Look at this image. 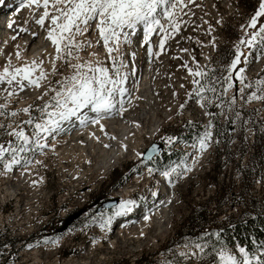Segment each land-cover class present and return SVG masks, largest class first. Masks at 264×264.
Here are the masks:
<instances>
[{
  "label": "rangeland",
  "instance_id": "obj_1",
  "mask_svg": "<svg viewBox=\"0 0 264 264\" xmlns=\"http://www.w3.org/2000/svg\"><path fill=\"white\" fill-rule=\"evenodd\" d=\"M21 1L11 3L10 8L4 0L0 16L16 10ZM185 3L187 6L182 11L176 9L178 31H172L167 19L161 20L171 33L165 39L163 50L160 41L165 33L159 28L147 42L142 26L135 33L128 30L129 43H124L121 36L119 59L127 66L121 69V74L127 76L123 86L128 84L129 89L128 94L117 99H122L123 107L128 108L121 119L128 130L124 137L117 134V140L107 128L109 150L120 152L119 157L106 166L103 175L97 174L94 186L88 185L78 193L68 182L79 181V176L74 180L76 174H87L91 166L61 162L59 153L45 151L42 144L45 141L59 151L66 149L65 152L69 151L79 160L91 153L90 149L99 152V147L90 145L85 138L71 140L80 127L75 118L72 124L63 122L59 131L51 133L37 134L35 124H43L48 119L41 109L46 103H54L52 97L75 71L73 64L100 62L111 74L113 60L103 41L97 43L95 25L75 38L81 44L91 41L92 46L73 48L71 56L64 54L63 59H57L56 46L47 38L51 22L46 21L43 27L36 23L42 10L34 13L31 8L18 14L16 36L0 57V72L9 65L32 66L36 60L44 66V59H32L29 55L37 42L49 59L55 60L57 70L47 74L38 88L26 87L20 91L15 83L0 84V105L4 106L0 108L3 113L0 145L9 149L0 161V264H144L149 260L163 264L168 252H175L183 261L191 258L192 264L199 260L206 263L212 257H202L201 248L189 244L188 240L166 250L170 241L176 242L173 236L177 225L198 208L205 209L208 220L216 223L230 215L239 216L249 198L264 201L263 161L251 177H244L242 172L252 153L253 127L264 131V99H250L253 93L264 96V91H258L255 83L264 79V55L258 49L241 45V63L225 79L229 77L228 68L236 45L241 39L249 38L246 33L257 31L264 24L261 16L255 29L249 27L261 0H194L193 3L185 0ZM5 21L0 17V48L7 37V30L1 28ZM30 30L36 31L37 36L28 41L26 33ZM117 55L112 53V57ZM240 68L244 71L239 72ZM189 69L206 75L193 76ZM82 70L87 71V67ZM237 73L245 78L243 83ZM245 84L251 87L246 88ZM213 88L215 91L209 90ZM120 111L118 104L111 119ZM90 118L94 120L97 116ZM30 119L32 123H27ZM215 120L220 125L231 121L228 134L220 130L225 136L224 144L215 137ZM185 128L189 131L186 143H177L176 138L182 140L181 132ZM20 131L29 137L28 144L14 135ZM205 132L210 137L201 151L199 141ZM153 144L161 147L160 154L151 161L144 160ZM20 147L25 150L12 151ZM177 151L181 157L163 165L164 158ZM13 156L18 163H12ZM5 163L11 164V169H6ZM164 172L169 175H163ZM124 178V184L116 187ZM129 188L134 205L144 211L135 218L129 210L116 214L120 204L126 201L120 192ZM114 200H118L117 206L98 211L102 203ZM156 211L162 213L161 217L156 216ZM76 214L79 216L60 232L65 221ZM143 215L152 216V222L139 232L138 227H144ZM54 230L57 232L53 233ZM223 250L241 258L238 249ZM35 251H38L36 255ZM249 260L250 264H264V249L258 247Z\"/></svg>",
  "mask_w": 264,
  "mask_h": 264
},
{
  "label": "snow or ice",
  "instance_id": "obj_2",
  "mask_svg": "<svg viewBox=\"0 0 264 264\" xmlns=\"http://www.w3.org/2000/svg\"><path fill=\"white\" fill-rule=\"evenodd\" d=\"M188 2L193 3L194 0H188ZM21 6H35L37 9H43L42 14L36 19V23L43 27L46 21L51 22L52 27L48 31L47 38L56 46L57 59H63L64 54L71 56L73 48L79 50L85 46H92L91 41H85L84 44H81L75 38L83 35L95 25V31H97L99 36L97 43L103 41V47L114 63L111 74L110 69L103 66L100 62L96 65L73 64L72 67L75 71L65 79L61 90L56 91V94L52 97L54 103H46L41 109L48 119L43 124H35L36 133L38 134L39 132L51 133L59 131L63 122L71 121L73 118L80 121L82 125L88 123L89 117L84 112L85 109L97 114V119L91 120L92 123H98L102 113L113 112L118 104L120 105V110L123 111L124 101L117 99V97H123L127 92V89L123 87L127 76L121 74V69L125 65L119 59L121 36L124 37V43H129L128 30L131 33H135L137 27L142 26L145 41L147 42L148 37L159 28L160 32L165 33V38L160 41V48L163 50L165 39L171 33L163 27L161 20L167 19L172 31H178L179 24L176 20V9L180 8L182 11L187 4L185 0H22ZM261 16H264V0H261L259 9L249 22V27L255 29L257 18ZM11 26L9 24V27ZM246 35L249 38L247 40L241 39L236 45L234 59L228 68L229 77L225 79H229L232 71L241 63L240 58L243 55L240 52L241 45L246 44L250 49H258L264 55V24L257 31L246 33ZM65 41L66 43H64L62 48L61 43ZM113 52L118 55L112 57ZM148 52L149 55L152 54L151 47L148 48ZM76 59H79V57H76ZM244 62H248L247 58ZM36 67L35 62H33L32 66H24L22 68H13L11 65L6 66L0 72V84L6 83L11 86L15 83L20 91H23L26 87L35 86L38 88L40 87V81L45 80L47 75L41 70L39 76L33 78V72ZM85 67H87V71L82 70ZM53 69L54 71L57 70L55 64H53ZM243 71V68L239 69V72ZM189 73L193 76L206 75L200 71L193 72L191 69H189ZM237 78L240 79L241 83L244 82L245 78L240 76L239 73H237ZM194 82L199 83L198 81ZM255 83L258 91H264V79H259ZM244 86L246 88L251 87L250 84H245ZM228 87L231 88L232 84L229 83ZM203 90V87H201L200 91ZM209 90L215 91L214 88ZM226 91L227 89H225ZM11 94L10 92L9 95ZM250 99H264V96H258L253 93ZM2 107L4 106L0 105V108ZM49 108H52V110L48 111ZM23 111L27 112L28 109H23ZM2 114L0 113V115ZM27 123H32V120L30 119ZM9 135H13V133H9ZM14 135L22 140L25 145L28 144L29 137L24 135L23 131L16 132ZM209 137L210 133L205 132L200 139L199 147L201 151L206 147V141ZM24 150L23 147L12 149L14 152ZM8 151V148L0 145V161H2L5 152ZM18 162L13 156L12 163ZM4 167L11 169V164L5 163ZM163 175L168 176L169 173L164 172ZM133 203L134 201L122 202L116 214L120 215L124 211L130 210L129 206ZM108 222L110 223V220ZM196 247L201 248V245L197 244ZM238 251L241 256L240 259L236 255L230 254L227 250H221L218 254V264H250L249 253L245 248L239 247Z\"/></svg>",
  "mask_w": 264,
  "mask_h": 264
},
{
  "label": "trees",
  "instance_id": "obj_3",
  "mask_svg": "<svg viewBox=\"0 0 264 264\" xmlns=\"http://www.w3.org/2000/svg\"><path fill=\"white\" fill-rule=\"evenodd\" d=\"M214 134L219 140V143H225V136L220 133V130L226 134L229 133L228 127L231 121L228 120L222 125L215 120ZM181 132V139L176 138V142L186 143L187 133L186 130ZM184 132L186 135H184ZM253 139L251 143L252 153L248 156L247 165L243 168V176L251 177L256 174L260 169L261 161L264 163V131L259 127H253ZM181 157L179 151L172 152L169 157H165L163 165L170 162V159H178ZM125 178L120 179L116 184V187H120L124 184ZM261 203V204H260ZM260 204V205H259ZM209 214L206 210L198 208L191 211L190 214L183 219L176 227L173 239L176 242H169L166 250H169L183 240H188L189 244L201 245V256L212 258L208 259V262H202L199 260L196 264H218L219 252L223 249H239L244 247L249 253V257L253 258L254 253L258 247L264 249V201H260L257 198H249L243 205V209L239 216H228L221 222L213 223V220H208ZM57 232L54 230L53 233ZM192 238V240H191ZM181 239V240H179ZM179 240V241H178ZM166 250L163 251L165 254ZM212 253V254H211ZM192 259L183 261L182 257H179L175 252H168L166 260L163 264H192ZM144 264H159L156 260L145 261Z\"/></svg>",
  "mask_w": 264,
  "mask_h": 264
},
{
  "label": "bare ground",
  "instance_id": "obj_4",
  "mask_svg": "<svg viewBox=\"0 0 264 264\" xmlns=\"http://www.w3.org/2000/svg\"><path fill=\"white\" fill-rule=\"evenodd\" d=\"M6 1H7L6 3L9 4L8 6L11 8L12 7L11 3H9L8 0H6ZM4 5H5V2L3 0L2 4L0 5V8H2V6H4ZM21 5H22V1L20 2V5L18 6V8L16 10L12 11L11 13H9L8 18L6 19V21L4 22V24L1 27L2 29L7 30V31H5V32H7V37H6V40L4 42L3 47L0 48V57L4 55V52L9 47L10 41L13 40V37L16 36V30L15 29L18 28L17 27L18 14L22 13V12H25V11L31 9V8L34 10V13L39 11V10L43 11L42 8L41 9H37L35 6L22 7ZM1 11H2V9H0V12ZM9 24H11L12 26L9 27ZM1 31L2 30H0V32ZM19 31H22V30H19ZM26 34H27V40L28 41L32 40L34 37L37 36V32L33 31V30L28 31ZM32 46H33L32 52L29 54L32 57V59L41 58V59L45 60L44 66H42V64H41V62L39 60H36L35 63H36L37 67L35 68V70L33 72V78L39 76L41 70H43L46 73V75L49 74L53 70V64H56L55 60L51 59L52 57H50V59H49V57L47 55V52L46 51H42L43 47H42V45H39L38 42L34 43ZM47 58L49 60H47ZM51 60L53 62H52V64H49V62ZM40 82H42V81H40ZM149 85H150V83H149ZM123 87L126 88V89H129L128 84H125ZM29 88H31V87H29ZM126 94H128V90H127ZM130 103H129L128 106L131 105ZM126 112H128V108H127V106H124L123 107V111H120V114L118 116H116V118L114 120L111 119V117L114 116V112H109V113H102L100 115L98 123H91L90 125H88V123H86L84 125H82L80 122L78 123L80 125L79 130L75 133L74 137L71 140L74 141L75 139L77 140V139L85 138L88 142H90L89 143L90 145H94L95 144L100 149L99 152H96L94 149H90L91 153H89L87 156L86 155H82L80 160L76 159L77 156L74 157V155L69 154L68 153L69 151L65 152L66 149L63 150V151H59V150L56 149L55 146H53V144L49 146L47 142H45V141L43 142L42 147L45 148V151L46 150H51V151H54L56 154L59 153L58 156H59L61 162H73V164L80 163V166H82V165L91 166V168L86 171L87 174L83 173L81 175H78V174H80V172H78L76 174V177L74 178V180L77 179V177L79 176V181H75V182L74 181L73 182L69 181L68 182V185L70 187L71 186L73 187L75 193L80 192L83 188H87L88 185L94 186L96 184V182H97L96 181L97 174L100 173V174L103 175V173H105V171L107 169L106 166L108 164H110V162L112 160H114L115 157H117V158L119 157L120 152H116L115 153V152H111L110 151L111 148H109V147H111V145L109 143L110 140H109V138L107 136V128L111 129L113 134L116 136L115 138L117 140H118L117 134H121V137L122 136L124 137V135L126 134V131L128 130V128H127L125 122L122 123L121 119H122L123 114L126 113ZM95 116H97L96 113H95ZM153 128H154V125H153L152 129ZM146 172H149V171H146ZM129 189H125V190L120 192L121 196H123L124 199H128V201H130V198H131L130 195H129ZM17 197H18V195L15 198L17 199ZM131 206H132V204L129 206V208H130V210L128 211L129 214H130V212H132V210H134V208L131 207ZM21 208H22V206H21ZM22 210H24V209L22 208ZM155 213H156V216H159V217H161V215H162V213H160V211L158 213L156 211ZM153 216H155V214ZM151 217L152 216H150V215H144L143 216L142 221L144 223V227L143 226L138 227V229H140L139 232H142L144 229H146L150 225V223L152 222L151 221ZM120 221H121L120 222V224H121L122 223V219ZM36 252H38V251L33 252V254L36 255ZM34 260H35L36 263L38 262V259H36V257L34 258Z\"/></svg>",
  "mask_w": 264,
  "mask_h": 264
},
{
  "label": "water",
  "instance_id": "obj_5",
  "mask_svg": "<svg viewBox=\"0 0 264 264\" xmlns=\"http://www.w3.org/2000/svg\"><path fill=\"white\" fill-rule=\"evenodd\" d=\"M160 151H161V147L158 144H153L152 147L145 154L144 160H147V161L152 160L155 156H157L160 153ZM117 204H118V200L102 203L100 208H98V211L100 209H111V208L117 206ZM78 216H79V214H76L74 216L69 217L65 221V224H64L63 228L60 230V232L66 230L67 227L69 226V224L71 223V221L75 220Z\"/></svg>",
  "mask_w": 264,
  "mask_h": 264
}]
</instances>
